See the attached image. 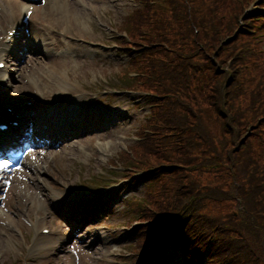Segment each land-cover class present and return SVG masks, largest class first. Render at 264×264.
<instances>
[{
	"label": "trees",
	"instance_id": "16d2710c",
	"mask_svg": "<svg viewBox=\"0 0 264 264\" xmlns=\"http://www.w3.org/2000/svg\"><path fill=\"white\" fill-rule=\"evenodd\" d=\"M205 2L203 1L202 4H205ZM181 8L177 7L176 2L175 10H178L180 13L182 10L184 18L187 20L184 21L183 28L187 29L188 33L192 31L193 25L198 26L199 19L208 23L211 31L217 32L215 27L209 23L208 10H202L201 15H199L198 12L202 8L199 10V8L189 7L188 5ZM238 16L236 14L232 16V23L221 32L218 41L206 44L200 41L199 36L195 37L197 46L201 47L200 50L203 56L212 60L214 59L217 62L215 69L217 78L210 89L209 98L207 100L203 99L201 108L198 107V111L192 113L194 116L192 123L198 133L194 135V141L191 138L190 143L193 142L189 148L190 150L192 148L200 150L203 157L205 155L209 156L213 152L215 159H222L228 166L231 178L218 185L216 190H212L209 195H204V198L207 201L215 203L217 206L222 207L223 204L230 202L237 207L236 210L242 208L238 212V221H232V215L228 216L227 221L233 228H237L242 233L241 236L246 237L243 243H246V241L256 242L255 248L258 251L249 248L250 244H248L249 247H242V249L244 248L242 255L246 258L247 262L261 264L260 261L262 262L263 260L264 264V172L243 142V139L247 138L248 133L253 130L254 122L242 123L238 114L232 112V102L228 98L232 81L234 80V78L230 77V74L235 68L228 63L229 60L224 62L223 59H220L222 52L235 43V39H230L226 42V38L232 34V26L236 28L238 25ZM178 27L180 26H177L175 23L167 24L164 27L165 36L170 39H168V42L171 41L172 45L181 40L178 38L179 33L176 31ZM201 30H204L202 32L204 36L208 33V29L205 27H202ZM194 35L196 34L192 35V41H194ZM183 46L188 47L189 42L184 40ZM240 55L243 59L241 53ZM229 57L235 60V52ZM231 75L235 77L234 73ZM170 87L177 94L180 93L171 82ZM262 90L259 87L254 89L258 94H262ZM209 157L213 159V156ZM236 210L233 212H237ZM216 224H219L221 228L224 226L219 221H216ZM234 245L236 248L240 246L239 243H235ZM231 248L233 249L232 245Z\"/></svg>",
	"mask_w": 264,
	"mask_h": 264
},
{
	"label": "rangeland",
	"instance_id": "374dc122",
	"mask_svg": "<svg viewBox=\"0 0 264 264\" xmlns=\"http://www.w3.org/2000/svg\"><path fill=\"white\" fill-rule=\"evenodd\" d=\"M13 2V1H12ZM66 2H68L66 5V7L64 9H66V11L62 12V11H57L56 12H52L50 11L48 13V5L43 6L42 8H40V10L42 11V13L38 14L37 17L43 20H56L58 22H63L65 20H61V19H57V15L59 14L61 17H65V16H69L68 11L75 10L78 11L77 12V16L79 18V20L82 19V14L79 10V4L83 3L84 6H88V7H92L94 9H96L97 11L101 12L100 17L102 19L106 21H112V23L115 24L116 27L118 28H127L128 26L125 24L124 20L126 18L127 15L130 14L131 12V7L133 6L132 4L129 3V5H126V3H128L127 0H66ZM3 3V0H0V4ZM231 3V0H226V4H225V11L229 10L230 8H226L228 4ZM56 6H58L56 4ZM71 7V8H69ZM37 11V10H36ZM47 11V12H46ZM48 13V14H47ZM87 15V12L84 11L83 12V16ZM35 16V14H34ZM75 17V14L73 13V16ZM11 18V17H10ZM7 10L4 9L2 10L0 7V34L3 32V30H6L7 26H8V21L10 20ZM90 17H87V28L89 27V30L87 32H85L84 34H88L90 35V31H92V25L91 23H89V19ZM69 19V18H68ZM70 20V19H69ZM68 21V20H67ZM36 26L32 27V35L31 37H35L34 34V28ZM5 28V29H4ZM127 30V29H125ZM128 31V30H127ZM78 35V34H76ZM94 35V34H93ZM91 35V36H93ZM95 35L97 36V33H95ZM110 55L113 57L111 60V62H107V63H97V62H92V63H87L84 66L79 65L77 67V74L84 76L87 75L88 77H95L97 80H102V81H115V76L117 78H121V74L127 75V59L123 58L116 50H112ZM229 55L228 53H226L225 55L221 56V59L227 60ZM40 58V57H37ZM200 61V59H198ZM67 63L65 64V67L60 71L62 76H66L65 78H67L66 75V69L68 67H66ZM43 66V60L42 57L40 58V61L38 64H33V72H37V70L39 69V67ZM233 68H235L237 71L239 70L236 62L232 63ZM48 68L47 66L44 67V71H46ZM29 74L31 75L30 71H24V77L29 76ZM36 74V73H35ZM34 74V75H35ZM32 75V77L34 76ZM59 75V76H61ZM58 76V75H56ZM120 76V77H119ZM244 77V76H243ZM24 80V79H23ZM86 82L88 84H92L93 82L90 80V78H86ZM41 84V88L44 89L43 91H47L46 89L49 87L47 84H45L43 82V80L41 78H39L36 82V86L39 87ZM45 85H47V88H45ZM116 86V85H114ZM19 87V86H18ZM58 89V85L56 84V87H53L51 89L50 92L53 91H57ZM32 90H34L33 88L29 89V92H31ZM18 96H23L22 93V88H18ZM134 122H124L123 120H119L118 124L116 126H114L112 129L107 130L105 133L102 134H97L95 136L92 137V141H97L99 139V137H102L104 139V144L107 145V150H110L112 153H115L116 151L121 149L122 145H126L128 141H130L131 137H132V133H133V129L132 125H134ZM64 160L67 164H70V162L68 161V156L64 155ZM87 192V193H86ZM84 192L85 194H89L90 191H86ZM9 216L8 214H6V216L2 219L3 221H0V238L2 236V234H9L12 237V233L10 231V229L8 227H6V217ZM236 219L234 221H238L239 219H237L238 215H235ZM8 219V218H7ZM10 220H13L14 223L16 225H18V220L15 217L14 214H12L11 216H9ZM124 215L120 214L117 215L115 217H113V219H111V222L114 221V223L116 224H121L124 221ZM231 227V226H230ZM89 229V228H88ZM93 228H90L89 231H92ZM239 237L241 235V232L239 231ZM236 235H238L236 233V230H233V232L231 233V237L236 239ZM239 239V238H238ZM7 241V237H4V239L0 240V250H6V252H8V246L6 245ZM12 245L15 247V242L12 238ZM250 248H254L253 243H251L250 241ZM85 251L89 250L91 251V253H89V256L92 257V260L94 262H97V258L99 257V252H94L93 249H87L84 248ZM87 252V251H86ZM9 255H14V252H9ZM9 255H5V260L8 261V259H10L11 257ZM88 257V256H86ZM261 264H263V260L262 262L260 261Z\"/></svg>",
	"mask_w": 264,
	"mask_h": 264
},
{
	"label": "bare ground",
	"instance_id": "6f19581e",
	"mask_svg": "<svg viewBox=\"0 0 264 264\" xmlns=\"http://www.w3.org/2000/svg\"><path fill=\"white\" fill-rule=\"evenodd\" d=\"M68 2H66V0H52L51 2H49V4H48V8H47V10H48V13L50 12V11H52V12H56L57 13V11H62V12H64V11H66V9H64L65 7H66V5H68L67 4ZM56 4L58 5V6H56ZM69 8H71V7H69ZM10 9V11H11V13H9L10 14V17H11V14H15V13H17V11H14V9L11 7V8H9ZM9 10H8V12H10ZM47 12V11H46ZM77 12L78 11H75V10H72L71 9V11H68V13H69V16L67 15V16H65V17H61L59 14L57 15V19H61V20H66V22L69 24V25H71V28L72 29H74V30H82L81 29V27L82 26H85L86 25V22H84V21H81V20H79V18H78V16H77ZM47 13V14H48ZM73 13L75 14V17H72L73 16ZM70 20H69V19ZM68 20V21H67ZM56 21V20H55ZM14 29V28H13ZM12 29V30H13ZM5 50V49H4ZM4 50H2V51H4ZM1 51V52H2ZM0 56H1V53H0ZM65 63L66 62H59V61H52V64L56 67V66H59V68H61V69H63L64 67H65ZM16 66V65H15ZM45 88H47V85H45ZM31 182L33 181V177H31ZM30 185V184H29ZM61 238H63V237H61Z\"/></svg>",
	"mask_w": 264,
	"mask_h": 264
},
{
	"label": "snow or ice",
	"instance_id": "6c2138e0",
	"mask_svg": "<svg viewBox=\"0 0 264 264\" xmlns=\"http://www.w3.org/2000/svg\"><path fill=\"white\" fill-rule=\"evenodd\" d=\"M7 167H8L7 163L0 164V168H7Z\"/></svg>",
	"mask_w": 264,
	"mask_h": 264
}]
</instances>
